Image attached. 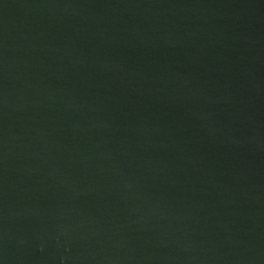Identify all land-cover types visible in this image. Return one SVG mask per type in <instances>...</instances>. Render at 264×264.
<instances>
[{
	"label": "water",
	"instance_id": "water-1",
	"mask_svg": "<svg viewBox=\"0 0 264 264\" xmlns=\"http://www.w3.org/2000/svg\"><path fill=\"white\" fill-rule=\"evenodd\" d=\"M0 264H264V0H0Z\"/></svg>",
	"mask_w": 264,
	"mask_h": 264
}]
</instances>
